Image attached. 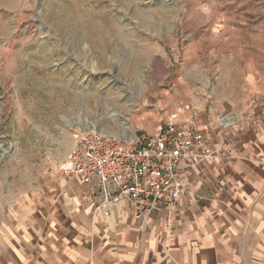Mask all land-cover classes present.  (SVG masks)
<instances>
[{
	"label": "rangeland",
	"instance_id": "obj_1",
	"mask_svg": "<svg viewBox=\"0 0 264 264\" xmlns=\"http://www.w3.org/2000/svg\"><path fill=\"white\" fill-rule=\"evenodd\" d=\"M172 117L264 123V0H0V244L77 136Z\"/></svg>",
	"mask_w": 264,
	"mask_h": 264
},
{
	"label": "crops",
	"instance_id": "obj_2",
	"mask_svg": "<svg viewBox=\"0 0 264 264\" xmlns=\"http://www.w3.org/2000/svg\"><path fill=\"white\" fill-rule=\"evenodd\" d=\"M255 125L198 126L212 160L181 173L144 219L96 181L55 176L51 201L18 210L0 264H264V123Z\"/></svg>",
	"mask_w": 264,
	"mask_h": 264
},
{
	"label": "built area",
	"instance_id": "obj_3",
	"mask_svg": "<svg viewBox=\"0 0 264 264\" xmlns=\"http://www.w3.org/2000/svg\"><path fill=\"white\" fill-rule=\"evenodd\" d=\"M175 118L151 134L117 138L81 134L59 166L58 176L82 186L96 181L106 199L128 201L135 218L144 219L164 202L167 189L175 190L181 173L213 158L205 148L203 129Z\"/></svg>",
	"mask_w": 264,
	"mask_h": 264
},
{
	"label": "bare ground",
	"instance_id": "obj_4",
	"mask_svg": "<svg viewBox=\"0 0 264 264\" xmlns=\"http://www.w3.org/2000/svg\"><path fill=\"white\" fill-rule=\"evenodd\" d=\"M232 123V121L230 120V119H226V120H222V121H220V124H219V126H221V127H227V125H230ZM121 124H122V126H123V130H125V127L124 126H126L125 125V123L121 120ZM126 131V130H125ZM98 133V132H97ZM105 134V135H109V136H113V137H115V138H117V137H122V136H120V135H117V136H115L114 134H112V133H109V132H105V131H101V132H99V134ZM123 137H129L128 136V134H126V136H123ZM62 166V165H61Z\"/></svg>",
	"mask_w": 264,
	"mask_h": 264
}]
</instances>
